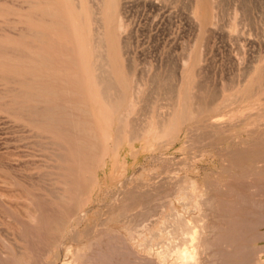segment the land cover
Here are the masks:
<instances>
[{"label":"rangeland","instance_id":"obj_1","mask_svg":"<svg viewBox=\"0 0 264 264\" xmlns=\"http://www.w3.org/2000/svg\"><path fill=\"white\" fill-rule=\"evenodd\" d=\"M104 1L70 0L73 5L85 3L87 7L82 18L84 33L80 29L79 32H86L82 40L89 41L91 54L84 52L89 57L84 56L82 66L85 69L87 63L91 76L106 88L108 103L103 104H120L113 109L108 106L109 113L103 111L102 104L89 105L95 118L93 123L100 124L104 135L107 133V154L96 167L93 162L85 173L89 183L86 197L83 194L79 202L81 220L76 222L73 207L60 218L63 226L59 224L55 234L49 236L43 224L38 238L49 237L54 245L66 237L74 249L92 235V242L98 240L94 264H148L143 261L146 253L139 246L142 235L149 236L146 224L147 229L151 225L150 230L161 226L168 213L163 204L169 198L157 202L159 207L163 205L155 211L161 213L155 217L158 221L138 220L139 210L142 211L145 195L155 184L174 178L172 182L177 179L176 185L193 194L194 203L212 199L209 207L203 206L204 220L195 223L200 232L208 226L202 238L205 234L207 238L221 237L208 244L215 256L209 249L204 250L208 252L206 264H250L246 259L251 251L248 247L254 250L251 264L257 259V264H264V0H114L112 4L117 7L110 9L108 20ZM10 19L7 22H15ZM4 26L0 25V34L13 36L19 32L18 25L16 30ZM185 69H189L188 75ZM119 76L122 83L118 82ZM183 86L188 88L186 96L182 95L186 91ZM101 115L104 116L100 118ZM107 115L110 119L106 121ZM33 136L0 113V200L4 203L0 201V248L7 241L12 248L20 242L19 227L14 228L19 221L14 218L26 221V191L40 186L50 190L53 184L52 147ZM172 186L168 188L173 189ZM124 205L125 216H119ZM175 205L181 213L178 203ZM235 221L242 228L239 224V229H234ZM124 223L125 233L120 230ZM93 226L96 228L89 235ZM101 226H110L109 231L118 235L103 238L97 232ZM83 231L89 233L83 236ZM97 236L104 241L103 245L98 244L101 239ZM75 238L77 242L72 243ZM121 240L125 243L123 249L119 247ZM120 249L125 252L120 254ZM64 253L55 249L53 254L43 256V264H50L54 257L55 264H60ZM67 258L72 260L71 255ZM0 264H4L1 255Z\"/></svg>","mask_w":264,"mask_h":264},{"label":"bare ground","instance_id":"obj_2","mask_svg":"<svg viewBox=\"0 0 264 264\" xmlns=\"http://www.w3.org/2000/svg\"><path fill=\"white\" fill-rule=\"evenodd\" d=\"M112 1L114 0H105L103 3V9L107 20L111 15L110 9L115 7L114 4H112ZM78 4H75L77 5L75 6L71 4L70 0H0V25L4 24L6 25L4 27H11L14 29L17 25L20 26L18 29L19 32L17 30L18 33L16 35L14 34L11 36L5 33L0 34V113L7 115L18 127L27 130L31 135H34L33 137L38 138L37 140L48 144L50 148L52 147V150L50 149L52 151L51 160L54 162L53 167L55 170L54 172L51 171L53 175L50 173V176H53V178H51V181H53L52 187L50 186V188L49 184L47 185L50 190L48 187H46L48 190H44L45 188L40 186L43 190L31 187V190L29 189V191L27 190L28 192L26 191V197H28L27 199L29 201V204L27 205L28 207L26 206L25 208L26 221H23L21 218H14L15 221H19V225L17 226L14 224V228L19 227V232L17 233L21 234L22 237L20 238V242L17 240L19 243L16 244V247L13 246V242L12 246L14 248L7 244L8 241L2 243V251H0V255L2 256L4 264H43V256L45 257V255L49 256L53 254L54 250L57 248L65 252L62 255L63 259L60 260V264H79L80 262L82 264H90V262L93 261V257L96 256V252H98L95 250L97 247L96 242L98 241L97 239L101 238L100 236H97L99 238L95 239L97 241L94 243V241L92 242L93 237L90 235L92 234L91 231L94 232L93 229H95L96 226H93L94 228L89 230L90 233L89 231L87 233L85 231L82 232L84 233L82 234L83 236H85V233L86 235L89 233L90 236L88 235V239L85 240L84 238L86 237L83 238L86 243L88 240V243L85 245L84 242V244L74 249L71 246L72 244L66 242V237L62 238L63 240L61 243L56 241L57 243L54 245L51 243L53 240L49 237H44L42 239L38 238V233H40L38 230H41L43 224H46V228L50 234L47 233V230L45 232L49 236L51 233L55 234L60 228L59 222H62L60 221V218L64 216L67 210L72 209L73 207L76 215L74 216L77 217V219L75 218L76 222H78L79 219L81 220L82 214L79 212V202L83 194H85L86 197L89 183V179L85 173L87 169L91 167L93 162L95 163L94 166H97L101 160H104L105 157L103 158V156L106 153L107 144V133L104 135V130L103 132L100 130V124H96L95 122V125L93 123L95 118H93L92 115V107L89 108V105L91 103L94 105L96 104L97 106L98 104H102L103 106H101L105 107L103 108V111L105 112L106 110V113H109L108 111L115 106L120 105L119 102L113 103L112 105L108 104L111 109L107 110L108 106L103 104L108 103L105 100L106 88H103V83L98 81L95 76H91L90 72L87 70V63H85V69L82 66L86 61V58L84 57L86 55L84 52L87 50L89 53L91 50L89 49V41L86 40L85 42L82 40L84 35H86V32L83 35L84 29L82 30L81 28L84 27L85 24L82 18L87 11V7L84 6L85 3ZM114 11L115 9H113V12ZM10 17H13V19L11 20ZM8 18L12 22L15 20V22H7ZM110 20L108 22H110ZM110 24V26H112L113 22H110ZM107 26H109V24H107ZM79 29L82 30L80 32L83 33H80ZM0 31L2 32V30ZM185 65L186 64L184 63L183 67H185ZM188 70L186 72L185 69L187 75L189 72ZM83 76L86 81H84ZM183 77H185V74H183ZM121 78L122 77H120V79ZM180 80L182 81L181 78ZM118 82L122 83L123 81L121 79ZM93 88H98L99 90L95 91ZM185 89L186 91L184 92L186 93L182 92L183 94H181L186 96L188 88ZM178 91L180 92V90ZM94 95H96V97H94ZM97 97L99 100L95 99ZM100 109L102 108L100 107ZM98 111L100 110H97V112ZM102 116L104 115L99 117L101 118ZM105 117L104 119H106V121L110 119L109 115ZM99 119L97 118V120ZM104 119L102 118V120ZM102 125L104 126V123ZM100 131L102 133H100ZM102 134L104 136H102ZM173 180L174 178L166 179L159 185L153 183L156 187L152 191L146 193V195L144 194L147 199L146 203L142 204L144 206L141 205L142 211L139 210L140 214H138V210L136 209L137 211L135 213L139 215L138 220L143 218L145 221L150 222V219L157 220L155 217L157 216L158 218L161 216V213L155 212L156 210H161L160 207L162 208L163 205H166L168 208V213L164 215L165 219L162 221L163 223L161 226L159 225L158 230H150L151 225L147 229L149 224H146L147 227L145 226L146 232L149 230V236L142 235V241L139 245L147 255L146 259H143V261L148 264H206V253L208 252L205 251L211 248L208 244L212 240H216V242L219 241L221 237L210 238V236H208L207 238L205 234L204 237L206 236V238H202L201 234L206 231L208 226L203 227V229L201 228L202 232H200L195 226V223L204 220L206 213L203 206L209 207L212 199L210 201L209 199H199L194 203L195 200L192 201L193 194L190 195L185 187L182 188L176 185L177 182L175 181H177V179L172 182ZM164 184H167L168 186ZM172 184H174V186H172ZM149 186L152 187L151 184H149ZM169 186H172L173 189L168 188ZM175 186H178V188ZM145 190L148 191V187ZM162 198H169V200L159 207L157 202ZM0 201L3 203V200ZM2 203L0 207L4 205V203L3 205ZM175 203H178V206H180L181 213L178 212ZM192 203H194L193 206L189 207ZM222 203L224 205V202H221V204ZM232 206L231 207L234 210L235 206ZM162 210H164V208ZM126 211L124 205V207L119 210V216H125ZM6 214L5 211V215ZM252 214L253 213H251V216ZM65 216L67 215L65 214ZM110 216H112V213ZM254 216L255 215H253V217ZM83 218H85V216ZM113 218L115 219V217ZM240 223H242V220H240ZM240 223L236 224V221L235 223L233 222V228L240 227V225V228H242L243 223ZM112 224L109 225L112 226ZM229 224H231V222ZM234 224L236 225L234 226ZM60 226L63 225L60 224ZM65 226L66 225H64V227ZM102 226L100 229L101 231H97L98 228L96 231L100 232V235L103 238L106 239L108 237L109 239L111 236L115 238L114 235H116L117 232L109 231L110 226L107 229L108 225L106 228H102ZM243 226L245 225L243 224ZM76 227L78 226L76 225ZM80 227L81 226H79V228ZM64 229L66 230V228ZM85 229L87 228L85 227ZM238 229L239 228H237V230ZM120 230L125 233V223L122 224ZM241 230V232L246 231L243 229ZM71 233L73 234V232H70L69 235ZM18 234L17 236L19 237L20 235ZM72 234L70 236H72ZM77 234H79L78 230ZM209 234H211V231ZM93 235L96 237L95 233ZM74 237H76V235ZM119 238L120 236H118V239ZM122 238L123 235L120 239ZM83 239L81 240L82 243ZM237 239L239 238H236V240ZM76 240L77 239L75 238L72 243L77 242ZM101 240L98 244L101 243L103 245L104 241L102 240L103 242H101ZM118 241L116 240V242ZM123 241H125V236ZM123 241L122 243H119L122 245L119 246L122 247V249L125 247ZM133 241L135 242L136 239ZM110 242L111 239L109 242L107 240L106 243ZM112 242L115 244L114 241ZM243 244L245 245V243ZM91 246L93 247L92 252L91 250L89 251ZM116 246L118 247V245ZM114 247H112V249ZM249 248L251 251L246 255V259L249 258L248 260L251 264L254 257V250H252L251 247H248V249ZM122 249H120V254L125 252L121 251ZM208 251H210V254L214 255V253H211V249ZM113 252L116 251L113 250ZM204 254L205 256H203ZM69 255H71L72 260H68L67 256ZM90 258L91 260H89ZM55 259H57V257H54L53 260H51L52 262L50 261V264H55ZM85 260L88 262L86 263ZM96 260L94 257L95 262ZM94 261L92 264H94ZM258 262L259 259L255 260L254 264H257ZM242 264L245 263L243 262Z\"/></svg>","mask_w":264,"mask_h":264}]
</instances>
